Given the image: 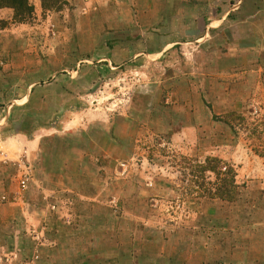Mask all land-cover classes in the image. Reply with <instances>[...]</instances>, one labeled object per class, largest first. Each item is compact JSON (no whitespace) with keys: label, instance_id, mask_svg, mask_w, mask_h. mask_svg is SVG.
Listing matches in <instances>:
<instances>
[{"label":"rangeland","instance_id":"obj_1","mask_svg":"<svg viewBox=\"0 0 264 264\" xmlns=\"http://www.w3.org/2000/svg\"><path fill=\"white\" fill-rule=\"evenodd\" d=\"M30 3L23 21L0 7L2 146L32 165L21 199L16 166L0 170V208L34 214L0 264H264V55L236 40L241 29L249 48L236 20L252 0ZM209 16L225 18L220 32L202 34ZM48 156L70 163L77 191L98 192L77 200L76 231L51 225L66 197L59 174L46 180ZM224 171L230 198L208 196Z\"/></svg>","mask_w":264,"mask_h":264},{"label":"crops","instance_id":"obj_2","mask_svg":"<svg viewBox=\"0 0 264 264\" xmlns=\"http://www.w3.org/2000/svg\"><path fill=\"white\" fill-rule=\"evenodd\" d=\"M244 1V0H242ZM156 6V5H155ZM173 6V5H172ZM193 6V5H190ZM180 7H183V5H180ZM198 7V6H197ZM252 14L249 17H239L236 21L237 22H245L249 23L250 25V31H249V48L247 46H241L243 33L242 30L240 29L239 31V38L236 40L238 41V48L239 50H249L246 51L245 53L250 54L251 56L257 58L260 55H264V0H252ZM210 19V21H208ZM225 21L224 17H212L209 16L207 17L206 24H204V30L202 34H205L206 31L210 32L213 31H219L221 28L219 27L222 25ZM157 40L155 42V48H153V54L155 55H161L165 52V48L167 46H171L173 43H177L178 40L175 36V34H170L168 35H163V36H158L155 38ZM164 41V42H162ZM247 45V44H246ZM242 52V51H241ZM241 54V53H239ZM244 54V52L242 53ZM255 64L250 66V70L253 71L254 75H256L258 72H260L263 69V65L258 63L255 60ZM254 84L253 86L256 85V76L253 78ZM75 161V160H74ZM44 163H45V174H46V180L51 178V176L54 173H57V186H61L63 184V187H61V192L63 193V196L66 197L63 200V210L62 212L57 215V218L55 219L54 222L51 223L53 226L58 227H63L66 230L68 229L69 231L73 230L76 231V227H78L77 221H75V217L81 216L79 211L76 209V203H78L77 200L81 198L83 195L86 196L87 199H94V197L98 194H88V193H83L81 192V189L77 191L75 189V185L73 184V177L70 176V163L68 161H64L60 157H56L55 159L51 157H45L44 158ZM74 166V165H73ZM78 167H82V163L79 164ZM6 166L0 168L4 172L7 171ZM77 168V167H74ZM1 171V177H4ZM73 172V171H72ZM48 184V182H47ZM56 186V185H54ZM4 186V181H0V192L6 191ZM60 187H51L50 189L59 191ZM77 201V202H76ZM73 205V206H72ZM25 218V221L23 220ZM33 210L30 209H7L4 207L0 208V246L5 247L7 243L10 246H13L14 244L16 245V248H20L19 242H25V240L28 239L27 237V231L30 232L33 226ZM47 227L44 225H39L38 230L41 232H44V230ZM24 230L26 232H24ZM51 242H54L53 246H60V241L59 240H53ZM9 259L12 260L11 255L9 256Z\"/></svg>","mask_w":264,"mask_h":264},{"label":"built area","instance_id":"obj_3","mask_svg":"<svg viewBox=\"0 0 264 264\" xmlns=\"http://www.w3.org/2000/svg\"><path fill=\"white\" fill-rule=\"evenodd\" d=\"M6 141L0 136V168L13 164L17 168V181L19 186V191L16 192L17 196L13 195V198L21 199L23 193L28 189L30 181L32 179V165L30 160L27 159L25 153H21L16 159L9 161L6 152L3 149L2 142ZM10 194L6 191L0 192V206L4 203L11 201Z\"/></svg>","mask_w":264,"mask_h":264},{"label":"trees","instance_id":"obj_4","mask_svg":"<svg viewBox=\"0 0 264 264\" xmlns=\"http://www.w3.org/2000/svg\"><path fill=\"white\" fill-rule=\"evenodd\" d=\"M4 6H10L13 7L16 11L17 16H21L20 21L25 20V18H23V12H26L28 14H32L34 11V7L33 5L30 3V0H0V7H4ZM207 162L212 163L215 162L217 164H219L221 161H219L216 158H209L207 159ZM214 164V163H213ZM212 164V166H213ZM210 167L212 170H215L216 166ZM221 177H220V182H221V187L217 188L216 192L211 191V189L207 190V194L208 196L211 197H215V196H221V197H229L231 196V187H232V180L233 179L231 177V172L230 171H224L220 173Z\"/></svg>","mask_w":264,"mask_h":264}]
</instances>
